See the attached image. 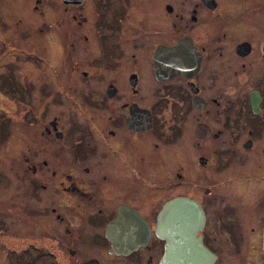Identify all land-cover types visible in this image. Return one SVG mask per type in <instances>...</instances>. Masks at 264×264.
<instances>
[{"label":"flooded vegetation","instance_id":"flooded-vegetation-1","mask_svg":"<svg viewBox=\"0 0 264 264\" xmlns=\"http://www.w3.org/2000/svg\"><path fill=\"white\" fill-rule=\"evenodd\" d=\"M21 1L0 0L26 123L0 125V264H162L180 198L212 264H264V0Z\"/></svg>","mask_w":264,"mask_h":264},{"label":"water","instance_id":"water-1","mask_svg":"<svg viewBox=\"0 0 264 264\" xmlns=\"http://www.w3.org/2000/svg\"><path fill=\"white\" fill-rule=\"evenodd\" d=\"M203 223L204 215L196 202L185 198L166 202L157 221V232L165 239L162 264H212L210 251L197 236Z\"/></svg>","mask_w":264,"mask_h":264},{"label":"rangeland","instance_id":"rangeland-1","mask_svg":"<svg viewBox=\"0 0 264 264\" xmlns=\"http://www.w3.org/2000/svg\"><path fill=\"white\" fill-rule=\"evenodd\" d=\"M16 1L18 2V0H16ZM21 2L22 1L19 0L17 5H21ZM14 5H16V4L10 5L9 3L6 2L4 4V7L8 11H10V10L13 11L14 8H10V10H9V7L10 6H14ZM0 6H1V4H0ZM16 7L17 8L15 9V11H17V10L19 11L18 17L21 19L19 21L18 20L16 21L17 22L16 28L18 29V36L20 37V39H23V38H25V32L24 31L26 29L27 9L26 8H22L23 9L22 10V9H20L19 6H16ZM0 12L4 14L5 18H9V15L5 12L3 7L0 8ZM11 24L13 26H15L13 24V22ZM19 37H18V42H19ZM1 65L5 66V65H7V62H5L4 60H1ZM18 75H19V67L18 68L14 67V69L12 70V76H14L16 78V77H18ZM20 75H22V74L20 73ZM18 83L21 84L20 81H18ZM1 97H3L4 100L3 99L0 100V113H1V115H6V116H5L4 120H1V118H0V125L1 124H5L4 121H6V125H8V127L7 126L5 127V130L7 131V134L9 133V130L13 131V130H17V129H23L24 128L23 125H25L26 123L22 122L19 117H20V114H21V110L23 111L25 109V106L18 104V105H16V111H14L12 106H14L15 104L13 105L12 101L8 100L7 97H5V96H1ZM12 115L18 116L16 121H12L11 120L10 117H12ZM11 142H9V143L11 144ZM8 155H5L4 158L7 157Z\"/></svg>","mask_w":264,"mask_h":264}]
</instances>
